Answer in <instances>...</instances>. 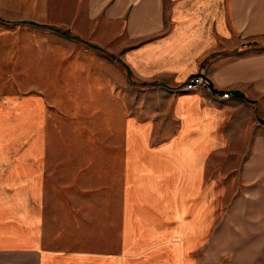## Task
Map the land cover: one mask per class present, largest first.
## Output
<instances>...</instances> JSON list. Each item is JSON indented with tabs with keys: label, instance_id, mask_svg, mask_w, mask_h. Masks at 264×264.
I'll use <instances>...</instances> for the list:
<instances>
[{
	"label": "crops",
	"instance_id": "0c3cea01",
	"mask_svg": "<svg viewBox=\"0 0 264 264\" xmlns=\"http://www.w3.org/2000/svg\"><path fill=\"white\" fill-rule=\"evenodd\" d=\"M76 1L65 94L116 143L56 144L53 103L0 101V264H264V0ZM199 73L214 94L182 91Z\"/></svg>",
	"mask_w": 264,
	"mask_h": 264
},
{
	"label": "rangeland",
	"instance_id": "374dc122",
	"mask_svg": "<svg viewBox=\"0 0 264 264\" xmlns=\"http://www.w3.org/2000/svg\"><path fill=\"white\" fill-rule=\"evenodd\" d=\"M76 2V0H0V21L8 23L0 22V101L7 103L17 101L19 104L25 102L29 106L32 97L47 99L55 105V108L51 109L56 126L52 137L54 143L69 145L76 149L81 144H103V159H110L111 145L116 143V137L110 134V126L104 125L99 120L86 119L88 114H84V118L80 119L82 113L79 104L69 101L65 94L66 88L63 86L64 81L70 79L69 73L64 75L63 72V54L68 50L76 56L75 50L80 54L88 50L82 41L76 43L54 32L55 29H60L73 33L72 29L77 27L72 22L73 12L77 11ZM7 105L6 116L13 118L15 113L12 112L9 104ZM90 131L93 134H90ZM18 137L19 135L17 139ZM14 142L11 141L9 144ZM17 142L29 148L31 137L25 136ZM215 160L219 166L210 169L214 180L221 183L229 177H234L232 179L238 177L239 169L232 167L236 164L234 154H225ZM220 188L223 186L221 185ZM223 204L222 198L214 201L221 216L225 210ZM198 216L205 218L200 213ZM221 216L216 218L220 219ZM169 217L170 215H167V229H172L174 220ZM189 217L190 215H182V222L190 226ZM87 233V239L93 241L94 235L90 231ZM192 235L191 231L182 233L184 238L188 236L187 239H183L184 249L186 244L192 242L194 237ZM212 235L213 229L205 234L199 244L200 261L204 259L202 251L206 249V244L210 238L212 239ZM71 238L73 239L72 233ZM93 244L94 242L88 243L85 248L88 253L94 251Z\"/></svg>",
	"mask_w": 264,
	"mask_h": 264
},
{
	"label": "built area",
	"instance_id": "2783aa9c",
	"mask_svg": "<svg viewBox=\"0 0 264 264\" xmlns=\"http://www.w3.org/2000/svg\"><path fill=\"white\" fill-rule=\"evenodd\" d=\"M196 89H200L202 91L208 92L210 94H214V87L211 83L210 79L207 77L205 73H199L195 76H192L188 79L186 84L184 85L182 91H194ZM223 99H229L230 94H224L222 95Z\"/></svg>",
	"mask_w": 264,
	"mask_h": 264
},
{
	"label": "trees",
	"instance_id": "16d2710c",
	"mask_svg": "<svg viewBox=\"0 0 264 264\" xmlns=\"http://www.w3.org/2000/svg\"><path fill=\"white\" fill-rule=\"evenodd\" d=\"M33 25L36 26L35 24H33ZM54 31H55L56 33H58V34L63 35V36H69V32L62 31V30H60V29H55Z\"/></svg>",
	"mask_w": 264,
	"mask_h": 264
},
{
	"label": "water",
	"instance_id": "95a60500",
	"mask_svg": "<svg viewBox=\"0 0 264 264\" xmlns=\"http://www.w3.org/2000/svg\"><path fill=\"white\" fill-rule=\"evenodd\" d=\"M1 23H4V24H8V23H6V22H3V21H0ZM29 26H31V25H29ZM32 27H34V26H32Z\"/></svg>",
	"mask_w": 264,
	"mask_h": 264
}]
</instances>
